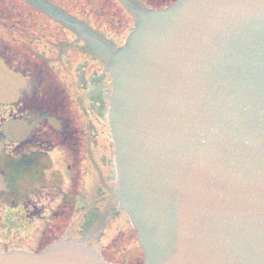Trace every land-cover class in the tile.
Segmentation results:
<instances>
[{
	"label": "water",
	"instance_id": "water-1",
	"mask_svg": "<svg viewBox=\"0 0 264 264\" xmlns=\"http://www.w3.org/2000/svg\"><path fill=\"white\" fill-rule=\"evenodd\" d=\"M110 71L117 194L147 263L264 264V0L143 14ZM0 264L110 263L59 242Z\"/></svg>",
	"mask_w": 264,
	"mask_h": 264
},
{
	"label": "flooded vegetation",
	"instance_id": "flooded-vegetation-1",
	"mask_svg": "<svg viewBox=\"0 0 264 264\" xmlns=\"http://www.w3.org/2000/svg\"><path fill=\"white\" fill-rule=\"evenodd\" d=\"M175 1L0 0V216L15 207L12 218L26 220L25 236L0 234V251L41 250L84 215L98 231L82 244L116 264H146L113 194L107 53L140 13Z\"/></svg>",
	"mask_w": 264,
	"mask_h": 264
},
{
	"label": "rangeland",
	"instance_id": "rangeland-1",
	"mask_svg": "<svg viewBox=\"0 0 264 264\" xmlns=\"http://www.w3.org/2000/svg\"><path fill=\"white\" fill-rule=\"evenodd\" d=\"M112 144V150L111 153L109 155V161L114 157V153H113V140L112 142H110ZM54 206V205H53ZM19 213V209L18 208H9L6 209V211L2 212L1 216H0V234L3 233V235L7 238L9 237L14 229L19 228L20 231L17 232L23 236H25L26 231L23 230L22 227H18L19 225L22 224H26V220L20 219V217H17V220H14L12 218L13 214H18ZM23 215V214H22ZM48 221H52V219L46 218ZM41 221L37 222L35 225L36 226H41ZM88 225H90L89 227H87ZM35 226V227H36ZM95 224H91L89 219H86L84 215H81L80 217H78V221L75 223V226H73L71 229V233L68 234L67 233V237H70V235L74 234L75 237H79L78 240H84L86 235L87 236H92L93 234L96 233V231H98L97 227H95ZM73 236V235H72ZM94 236V235H93ZM97 236V234H96ZM87 238V237H86ZM25 244H28V242L26 240H24Z\"/></svg>",
	"mask_w": 264,
	"mask_h": 264
}]
</instances>
